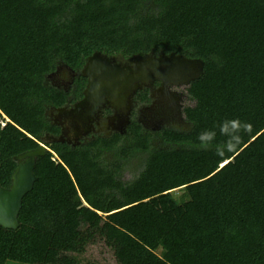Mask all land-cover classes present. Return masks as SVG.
<instances>
[{"label": "trees", "instance_id": "16d2710c", "mask_svg": "<svg viewBox=\"0 0 264 264\" xmlns=\"http://www.w3.org/2000/svg\"><path fill=\"white\" fill-rule=\"evenodd\" d=\"M96 52L201 58L191 128L146 127L143 85L125 132L44 141L62 132L48 109L84 97ZM62 63L69 89L47 80ZM44 142L20 226H0V264H102L86 255L101 244L116 264H264V0H0L2 186Z\"/></svg>", "mask_w": 264, "mask_h": 264}, {"label": "water", "instance_id": "95a60500", "mask_svg": "<svg viewBox=\"0 0 264 264\" xmlns=\"http://www.w3.org/2000/svg\"><path fill=\"white\" fill-rule=\"evenodd\" d=\"M138 60L145 66L155 70L148 74H139L133 66V61ZM191 65H194L195 71H189ZM204 69V61L201 58H190L176 52L171 54H161L159 56L149 55L147 57H138L124 64L117 62L114 57L106 56L100 52L90 56L83 74L88 77V85L84 97L77 103V111L84 119V123L93 119L100 107L110 103L116 109H128V98L135 93L138 88L149 85L152 81H161L162 87L169 95L170 104L178 107V96L172 94L168 88L169 83L190 82L198 78ZM179 71L178 74H175ZM160 90V88H159ZM120 92L125 97L126 106H119L111 101L109 97L112 93ZM95 93L98 101H90L91 95ZM171 93V94H170ZM108 96V98H106ZM110 99V100H109ZM87 105V106H86ZM88 108H91L89 117H84ZM50 148L41 143L38 148L20 153L16 156L18 166L12 176L10 187H4L0 183V226L4 228H18L21 224L20 213L23 208V200L28 192L34 188L37 175L35 166L37 158L47 153Z\"/></svg>", "mask_w": 264, "mask_h": 264}, {"label": "rangeland", "instance_id": "374dc122", "mask_svg": "<svg viewBox=\"0 0 264 264\" xmlns=\"http://www.w3.org/2000/svg\"><path fill=\"white\" fill-rule=\"evenodd\" d=\"M117 62L130 63L132 59L124 60L122 57L113 56ZM137 58V57H136ZM77 72L67 64H60L54 72L48 75L47 80L58 87L69 89L72 85ZM161 81H152L148 86L152 89L153 101L148 105H142L138 109L139 120L148 128L160 129L164 126L189 130L192 126L184 115L183 107L188 104H194L195 100L185 90L189 82L172 83L168 85L172 94L178 96V107L173 106L169 102L161 98L159 88L162 87ZM145 85V84H144ZM143 86V84H142ZM141 86V87H142ZM134 94L128 98L130 107L126 109H116L110 103H106L100 107L93 119L84 123L83 117L74 109L78 102L64 107H50L47 111L53 122L60 124L62 132L59 136L47 134L44 141L67 140L73 145L82 143L94 137L97 133L111 134L114 131L125 132L130 120L132 110L134 108ZM45 145H47L44 142ZM157 146H163L164 143L158 138L155 139ZM112 154L109 158H111ZM17 161L19 159L15 158ZM141 162L138 156L131 160V165L137 167ZM88 258L101 262L102 264H116L117 261L111 250L105 244L93 246L88 254Z\"/></svg>", "mask_w": 264, "mask_h": 264}, {"label": "bare ground", "instance_id": "6f19581e", "mask_svg": "<svg viewBox=\"0 0 264 264\" xmlns=\"http://www.w3.org/2000/svg\"><path fill=\"white\" fill-rule=\"evenodd\" d=\"M133 66L137 69V70H139L140 72H139V74H143V75H145V74H148V73H151V72H153V71H155V70H152L149 66H147L146 64H145V66L144 65H142L143 63L142 62H139L138 60H134L133 61ZM195 66L194 65H191L190 66V68H189V71H192V72H194L195 71ZM179 73V71H176L175 72V74H178ZM169 84H171V83H169ZM159 91V93H160V95H161V98L162 99H164L165 101H167V102H169L170 101V98H172L173 97V95H169V94H167V92H165V90H164V88H160V90H158ZM120 92L121 91H119L117 94L116 93H112V94H110V98H111V101L113 102V103H115V104H117V105H119V106H126V102H125V97H124V95L121 93V95H120ZM171 94V93H170ZM98 95L97 94H95V93H93L92 95H91V97H90V101H92L93 103H96L97 101H98V97H97ZM106 98H108V96H106ZM110 100V99H109ZM170 103V102H169ZM87 106V105H86ZM90 110H91V108H88L86 111H88V112H86L85 114L83 113V115H84V117H86V118H88L89 117V114H90Z\"/></svg>", "mask_w": 264, "mask_h": 264}, {"label": "clouds", "instance_id": "9594fccd", "mask_svg": "<svg viewBox=\"0 0 264 264\" xmlns=\"http://www.w3.org/2000/svg\"><path fill=\"white\" fill-rule=\"evenodd\" d=\"M233 127L236 128L238 127V121H232L231 122ZM214 139V133L211 131H205L202 132L199 137L198 140L200 141V143L204 146H207V144L212 141Z\"/></svg>", "mask_w": 264, "mask_h": 264}, {"label": "flooded vegetation", "instance_id": "af4514ba", "mask_svg": "<svg viewBox=\"0 0 264 264\" xmlns=\"http://www.w3.org/2000/svg\"><path fill=\"white\" fill-rule=\"evenodd\" d=\"M161 85H162V83H161Z\"/></svg>", "mask_w": 264, "mask_h": 264}]
</instances>
